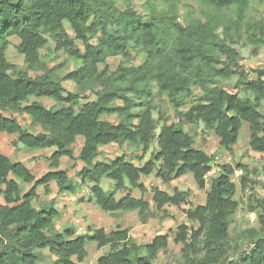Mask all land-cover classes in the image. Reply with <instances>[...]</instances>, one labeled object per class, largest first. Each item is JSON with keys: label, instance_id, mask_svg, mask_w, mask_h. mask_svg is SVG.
<instances>
[{"label": "trees", "instance_id": "1", "mask_svg": "<svg viewBox=\"0 0 264 264\" xmlns=\"http://www.w3.org/2000/svg\"><path fill=\"white\" fill-rule=\"evenodd\" d=\"M130 1L120 7L124 0H0V134L17 135L16 147L56 149L46 158L51 170L39 180L22 162L0 154L4 201L0 205V264H38L41 249L56 257L53 264H87L88 243L108 248L97 264H153L168 249V234L139 245L130 229L120 226L111 231L89 228L91 235H76L73 229L57 232L58 211L37 209L33 202L40 186L46 194L51 184L60 193L75 192L77 185L68 172L58 170L64 158L82 164L76 176L81 185L89 186L91 202L113 217L136 212L141 224L169 206L187 205L191 198L189 191L171 194L148 186L145 178L154 176L168 186L191 175L198 189L208 190L204 204L186 209L188 223L177 227L174 243L182 245V263L264 264V199L259 201L260 229L250 231L253 246L230 260L234 250L230 226L239 208L237 185L231 179L235 171L223 166L207 184L215 156L196 147L195 137L185 129L203 122L206 130L215 133L220 149L233 153L246 122L250 149L264 154V65L246 69L231 33L240 38L253 0H197L216 12L233 10L235 19L229 26L212 12L203 19H181L176 3L183 0H164L169 4L163 10L155 8L154 0H143L144 12ZM246 37L263 49L264 20L248 24ZM11 39L17 41L15 49L26 69L19 70L9 61ZM50 42L56 56L64 53L76 63L64 77L58 74L62 64L50 66L42 55ZM113 58L121 62L111 70L108 60ZM137 58L143 60L139 65ZM232 78L237 81L230 90L223 82ZM65 82L75 90L69 91ZM195 90L200 91V99L183 110L196 96ZM157 94L167 98L174 121L163 113L154 116L152 99ZM33 97L50 98L61 108L30 102ZM103 115L116 116L117 123L103 120ZM17 116L28 117L34 130L24 128ZM78 137L84 142L76 154ZM155 141L157 149L143 163ZM111 144H126L141 154L96 161L100 147ZM238 169L246 172L241 180L245 188L248 169L239 165ZM104 178L113 182L112 193L101 187ZM19 181L35 185L22 194ZM134 191L140 197L135 198ZM118 193L124 196L117 199Z\"/></svg>", "mask_w": 264, "mask_h": 264}, {"label": "rangeland", "instance_id": "2", "mask_svg": "<svg viewBox=\"0 0 264 264\" xmlns=\"http://www.w3.org/2000/svg\"><path fill=\"white\" fill-rule=\"evenodd\" d=\"M153 3L157 10L166 9L169 4L164 0H154ZM125 4H128L126 0L119 5L120 7H125ZM129 4L131 6L134 5L138 12H144L145 1L133 0L130 1ZM176 4L181 19L185 16H188L189 18L198 17L203 19L204 14L207 12H212L213 14L218 15L224 26H229L232 21L231 19H235V13L233 10L216 12L214 9L202 5L197 0H183L181 3ZM261 20H264V0H253L247 10L246 20L243 23L240 38L231 31L234 37L232 45L240 53L242 58L241 64L244 65L246 69H256L264 65V48L258 49L256 46L251 45L246 37L248 24L251 25ZM68 32L73 36V32L70 29H68ZM16 43L17 41L15 39H11V44L7 51V57L19 70L26 69L24 58L19 55L15 49ZM42 55L46 61L49 62L50 66H58L62 64V66H59L58 68V74L60 77H64L67 72L76 68V63L68 59L66 54L61 53L59 56H56L54 53V46L51 42L47 45V48L43 51ZM120 62L121 58L108 60L111 70L115 69ZM142 62L143 60L139 58L135 60L136 65H139ZM31 74L35 76V73ZM236 81L237 78H232V80L225 81L223 84L231 90ZM64 85L69 91L75 90L74 85L71 83L65 82ZM195 95V97L188 101L183 110L189 109L194 100L200 99L201 94L199 90H195ZM88 97L90 100L95 99L91 94H88ZM32 101H38L48 109L52 110H59L61 108L59 103L50 98L33 97L30 102ZM118 104L121 103L118 102ZM152 105L156 107L154 113L156 118L159 116V113H163L170 122L174 121L175 112L165 96H160L158 94L155 95L152 99ZM262 112L264 113V106L262 107ZM101 118L103 120L117 123V117L114 115H103ZM17 120L24 128H28L32 131L34 130L31 127L32 121L28 117L17 116ZM185 129L195 137L196 147L202 148L208 154H213L215 156L216 161L212 173L208 175L207 184H209L211 179L217 175V173H214V170H216V172L220 171L221 167L227 165V167L233 168L235 171L231 179L237 185V194L235 198L239 203V208L235 212L230 226V241L234 244V250L229 254L230 260L235 261L237 257L249 251L253 246L250 231L260 229L259 216L263 213V209L259 208V201L264 199V154L255 153L250 149V134L246 122H243L242 124L239 133V141L234 147L233 153H228L220 149L218 138L215 133L206 130L203 122L194 126L186 125ZM35 130L40 131V127H36ZM159 133L160 128L157 130L156 135L158 136ZM16 140L17 135L15 134L1 133L0 154L7 156L14 162H22L29 170H31L32 174L36 177V180L41 179L51 170L50 161H46V158H50L56 149H29L25 146L16 147L13 145ZM83 142L84 139L82 137L77 138L76 144L74 145L76 154H78L81 149ZM156 144V141L153 142L151 150L145 156L143 163L146 162L150 158L151 153L157 149ZM125 153H127L129 157H135L141 154V152H137L136 149L130 148L126 144H111L100 147V154L96 161H110L117 156L124 155ZM229 158L231 159V161H229L230 163L227 162ZM62 161L63 162L58 170H66L68 172V175L77 185L75 192L60 193L56 191L53 193L51 191L49 194H46L44 187L40 186L37 188V194L39 197L33 202L35 208L47 211L55 208L57 211L63 213L66 211L60 219L59 224L62 225L63 223L65 225H70L75 229L85 227L84 229L87 230L86 233L90 235L91 232H89V226L92 227L93 230L100 227L108 231L116 230L118 226L123 229L129 228L130 236L139 245L151 243L157 235L168 234L170 237L168 249L162 252L153 264H183L181 261L182 245L174 243L177 227L182 223H188L185 215L186 209H194L198 205L204 204L208 188L204 190L198 189L191 175L175 179L168 186L163 185L154 177L147 178L145 183L148 186H157L171 194H173L175 190L184 192L189 191L191 193V198L187 205H182L180 207L169 206L166 208L165 213L160 212L155 218L149 220L147 224H141L136 212L123 213L120 217H113L101 210L94 202L90 201L89 186L81 185L80 179L76 176L77 172L82 168V164L69 158H64ZM238 165L247 167L248 169V184L245 188H241V180L242 177L246 175V172L244 170H239ZM10 178L13 179L14 177L11 175ZM19 183L21 185L22 194L28 193L35 185V183L25 184L21 181H19ZM50 186L57 190L56 184H51ZM101 187L107 193H112L114 191L113 182L107 178L103 179ZM138 195H140L138 194V191L133 192L135 198L138 197ZM123 196L124 194L118 193L116 198L121 199ZM1 204H4L2 194H0V205ZM96 247L97 246L94 243H88L87 245L90 264H97V260L104 255L103 253H99ZM40 252L43 259L42 261H39V264H45V262L48 261L44 256L46 253L51 258L55 257L48 249H41ZM104 252H106L105 249Z\"/></svg>", "mask_w": 264, "mask_h": 264}, {"label": "crops", "instance_id": "3", "mask_svg": "<svg viewBox=\"0 0 264 264\" xmlns=\"http://www.w3.org/2000/svg\"><path fill=\"white\" fill-rule=\"evenodd\" d=\"M218 142H219V140H218ZM63 161H61V163H62ZM151 177H154V176H151ZM150 177V178H151ZM155 178V177H154ZM147 178H145L144 179V182H145V180H146ZM156 179V178H155ZM158 180V179H157ZM160 181V180H159ZM161 182V181H160ZM157 187V186H156ZM50 188H51V186H50ZM208 188V187H207ZM51 191L54 193V192H58V189L56 190L55 188H51ZM166 191V190H165ZM139 194V193H138ZM138 197H140V195H138ZM66 212V211H65ZM65 212L63 213V212H60V211H58V213L60 214V217H59V219H58V221H57V223H56V226H55V229H56V231L57 232H63V231H65L66 229H73V230H75V233H76V235H84V234H87L86 233V231L87 230H85L84 228L85 227H80V228H78V229H75L73 226H70V225H65V224H63L62 223V225H60L59 224V221H60V219L62 218V216H63V214H65ZM71 213V212H70ZM89 228H92V227H88V229ZM108 231V230H107ZM88 245V244H87ZM96 249L98 250V252L99 253H103V254H105L107 251H108V248H102V249H98L97 247H96ZM104 249H105V251L106 252H104ZM37 252L39 253V255H40V257H41V261H42V259H43V256L41 255V252H40V250H37ZM45 256V258L46 259H48V261H46L45 262V264H53L54 262H55V257L53 258H51V257H49L48 255H47V253L44 255ZM44 258V259H45ZM39 264V263H38ZM87 264H90L89 263V256L87 257Z\"/></svg>", "mask_w": 264, "mask_h": 264}, {"label": "built area", "instance_id": "4", "mask_svg": "<svg viewBox=\"0 0 264 264\" xmlns=\"http://www.w3.org/2000/svg\"><path fill=\"white\" fill-rule=\"evenodd\" d=\"M229 161H231L230 158L227 160V162L230 163ZM212 171H213V169H212ZM214 171H215L214 173H217L216 170H214ZM211 173H212V172H211ZM211 173H210V174H211Z\"/></svg>", "mask_w": 264, "mask_h": 264}]
</instances>
